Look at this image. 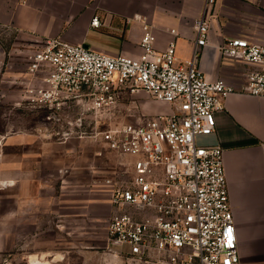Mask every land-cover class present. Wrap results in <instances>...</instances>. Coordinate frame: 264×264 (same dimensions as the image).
<instances>
[{"label": "built area", "instance_id": "2783aa9c", "mask_svg": "<svg viewBox=\"0 0 264 264\" xmlns=\"http://www.w3.org/2000/svg\"><path fill=\"white\" fill-rule=\"evenodd\" d=\"M214 1L205 0L194 20L195 44L184 62H177L174 42L163 50L155 47L146 21L138 58L60 37L32 39L19 81L23 108L41 116V126L81 128L86 117L96 118L97 125L106 127L80 130L79 137L98 139L109 152L133 157L126 178L104 179L112 186L109 199L116 207L106 225L104 248L117 263L106 264L237 262L223 148L196 138L214 131V112L229 94L264 97V43L224 38L221 54L254 69L239 86L207 79L199 59L207 45V8ZM91 25H99L97 16ZM137 91L171 104L172 111L117 125L103 120L124 95Z\"/></svg>", "mask_w": 264, "mask_h": 264}, {"label": "crops", "instance_id": "0c3cea01", "mask_svg": "<svg viewBox=\"0 0 264 264\" xmlns=\"http://www.w3.org/2000/svg\"><path fill=\"white\" fill-rule=\"evenodd\" d=\"M204 2L0 0V26L11 27L31 39L60 37L97 51L138 58L141 25L146 21L155 36V47L163 50L174 42L176 60L184 62L192 54L196 37L193 23ZM207 10V45L201 48L199 67L209 80L223 79L239 86L254 67L226 58L218 46L226 37L264 43V0H215ZM94 16L99 19L98 26L91 25ZM143 105L151 114L169 113L173 109L171 104L154 99ZM214 119V131L196 140L223 148L237 245V262L233 264H264V97L231 93L214 112ZM21 139L22 151H8L4 157L5 178L10 181L6 190V221L43 223L44 233H56L52 225L56 221L60 235L64 204L54 193L46 192L54 187L45 176L48 168L60 171L62 154L39 131L38 135H22ZM70 206L77 208L78 204ZM35 229L38 232L42 227ZM37 253L40 258L28 255L30 264H49L41 258L54 255L48 247Z\"/></svg>", "mask_w": 264, "mask_h": 264}, {"label": "rangeland", "instance_id": "374dc122", "mask_svg": "<svg viewBox=\"0 0 264 264\" xmlns=\"http://www.w3.org/2000/svg\"><path fill=\"white\" fill-rule=\"evenodd\" d=\"M31 38L11 27L0 26V264H30L28 255L34 254L40 258L37 251L45 247L54 253L51 257L41 255V260H47L49 264L117 263L112 257L108 258L104 248L106 225L116 210L109 199L112 186H106L104 179L117 175L126 178V169L133 157L109 152L98 139L79 137L80 130L88 133L106 127V124L97 125L96 118L92 120L86 117L85 125L81 128L65 124L41 126L38 125L41 116L23 108L19 81L32 45ZM151 100L142 91L126 94L103 120L117 125L143 118L151 114L143 105ZM90 120L92 123L89 125ZM38 131L48 142L58 146L55 151H59L63 157L60 171L56 173L51 167L46 170L45 176L49 185L54 187V190L46 192L54 193L64 204L60 235L56 221L52 223L56 233H44L43 223L34 225L6 221V190L10 181L5 178V154L8 151L21 152V136L38 135ZM63 133L68 134L65 136ZM72 203L78 204V207H69ZM35 226L39 229L42 227V230L37 232ZM30 231L35 234H30Z\"/></svg>", "mask_w": 264, "mask_h": 264}]
</instances>
